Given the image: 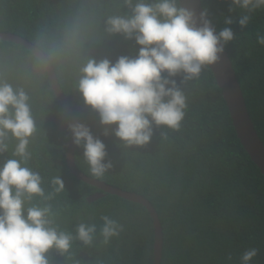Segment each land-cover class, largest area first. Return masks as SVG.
<instances>
[{
  "label": "trees",
  "instance_id": "obj_1",
  "mask_svg": "<svg viewBox=\"0 0 264 264\" xmlns=\"http://www.w3.org/2000/svg\"><path fill=\"white\" fill-rule=\"evenodd\" d=\"M151 3L152 0H145ZM218 32L229 27L234 38L225 46L233 63L254 128L264 144V8L251 13L246 27L237 22L245 10L229 12L230 0H201ZM112 15H131L123 0H0V31L18 34L38 46L51 61L63 93L79 123L105 144L111 168L95 177L76 147L80 171L107 184L147 198L158 213L163 231L161 264H241V255L255 249L249 264H264V177L241 146L227 105L208 66L198 78L180 84L186 97L177 129L153 125L150 141L126 146L99 123L77 88L79 69L88 58L135 55L138 45L119 34H109L105 21ZM226 16L233 17L225 25ZM75 33L72 42L69 35ZM0 79L23 88L36 123L29 138V159L22 166L39 173L45 196L25 199V210L50 206L51 226L70 233V249L46 253L50 264H153V221L146 208L106 194L93 202L96 187L78 180L67 167L65 151L71 133L68 115L54 93L46 68L30 50L0 40ZM112 127H115L113 125ZM0 164L13 157L17 141L9 138ZM64 189L55 192L52 179ZM120 225L119 234L105 242L101 217ZM94 223L90 245L76 236L80 223Z\"/></svg>",
  "mask_w": 264,
  "mask_h": 264
},
{
  "label": "clouds",
  "instance_id": "obj_2",
  "mask_svg": "<svg viewBox=\"0 0 264 264\" xmlns=\"http://www.w3.org/2000/svg\"><path fill=\"white\" fill-rule=\"evenodd\" d=\"M123 3L131 15L109 16L106 31L134 40L139 46L136 54L121 55L115 62L89 57L79 69L77 88L84 103L98 114L99 123L106 126L103 135L111 130L126 146H143L150 141L153 125L177 129L184 116L186 97L172 77L181 76L180 84L198 78L204 67L219 61L234 33L229 27L217 32L206 8L197 16L194 9L180 6L179 0ZM261 8L264 0H230L229 12L245 10L237 22L246 27L251 13ZM233 22L232 16L225 17V25ZM74 37L73 32L66 43ZM257 42L264 45V36H258ZM68 128L73 143L83 147L91 174L103 177L112 166L105 162V144L86 124L77 122ZM35 131L28 94L0 79V154L8 150L11 137L17 141L12 155L19 157L0 164V264H50L46 253L55 249L63 254L74 239L51 226L50 206L25 210L26 198L48 199L39 173L22 166L30 157L29 138ZM52 184L55 192L64 189L59 177ZM101 219L100 234L107 242L119 234L120 225L109 216ZM96 232V224L82 222L75 239L90 245ZM255 255V249L246 250L241 264H249Z\"/></svg>",
  "mask_w": 264,
  "mask_h": 264
},
{
  "label": "water",
  "instance_id": "obj_3",
  "mask_svg": "<svg viewBox=\"0 0 264 264\" xmlns=\"http://www.w3.org/2000/svg\"><path fill=\"white\" fill-rule=\"evenodd\" d=\"M179 3L182 7L194 9L197 16L202 10H204L201 0H179ZM0 40L19 44L30 50L38 59H40V61H42L46 68V72L53 87L54 93L60 101L63 110L68 115L70 123H77L78 120L74 110L71 107L68 98L62 91L55 69L47 55L34 43L12 32L0 31ZM208 67L211 70L216 85L221 92V96L227 105L232 126L241 146L248 154L249 159L255 164L261 175L264 177V144L259 138L256 129L254 128L241 86L233 68V63L229 58L227 51L224 49V52L220 54L219 61L209 65ZM76 147L77 146L73 143L71 136L65 151L66 164L69 168V171L78 180L90 184L99 190L89 195L87 197V201L93 202L105 196L106 194H112L144 206L153 221V264H161L163 251V231L158 213L152 203L139 193L123 190L94 177L88 176L80 171L75 163Z\"/></svg>",
  "mask_w": 264,
  "mask_h": 264
}]
</instances>
